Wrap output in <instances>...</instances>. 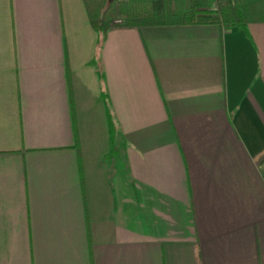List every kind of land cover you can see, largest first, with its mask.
I'll use <instances>...</instances> for the list:
<instances>
[{"label":"crops","instance_id":"0c3cea01","mask_svg":"<svg viewBox=\"0 0 264 264\" xmlns=\"http://www.w3.org/2000/svg\"><path fill=\"white\" fill-rule=\"evenodd\" d=\"M0 264H264V23L0 0Z\"/></svg>","mask_w":264,"mask_h":264},{"label":"trees","instance_id":"16d2710c","mask_svg":"<svg viewBox=\"0 0 264 264\" xmlns=\"http://www.w3.org/2000/svg\"><path fill=\"white\" fill-rule=\"evenodd\" d=\"M91 29L104 35L112 28L132 29L217 24L228 31L264 23V0H82ZM111 141L116 126L105 107Z\"/></svg>","mask_w":264,"mask_h":264},{"label":"built area","instance_id":"2783aa9c","mask_svg":"<svg viewBox=\"0 0 264 264\" xmlns=\"http://www.w3.org/2000/svg\"><path fill=\"white\" fill-rule=\"evenodd\" d=\"M217 1L218 0H214V3L211 5L212 10H216L217 9V5H216Z\"/></svg>","mask_w":264,"mask_h":264},{"label":"rangeland","instance_id":"374dc122","mask_svg":"<svg viewBox=\"0 0 264 264\" xmlns=\"http://www.w3.org/2000/svg\"><path fill=\"white\" fill-rule=\"evenodd\" d=\"M212 5V4H211ZM211 5L209 6V8H211Z\"/></svg>","mask_w":264,"mask_h":264}]
</instances>
